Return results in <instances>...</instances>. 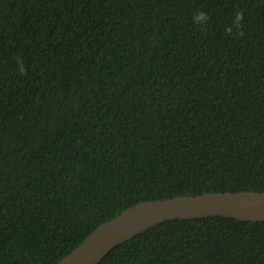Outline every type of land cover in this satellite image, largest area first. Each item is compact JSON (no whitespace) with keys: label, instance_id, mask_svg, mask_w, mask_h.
<instances>
[{"label":"trees","instance_id":"1","mask_svg":"<svg viewBox=\"0 0 264 264\" xmlns=\"http://www.w3.org/2000/svg\"><path fill=\"white\" fill-rule=\"evenodd\" d=\"M239 190H264V0H0V264ZM98 264H264V220L169 219Z\"/></svg>","mask_w":264,"mask_h":264},{"label":"water","instance_id":"2","mask_svg":"<svg viewBox=\"0 0 264 264\" xmlns=\"http://www.w3.org/2000/svg\"><path fill=\"white\" fill-rule=\"evenodd\" d=\"M215 215L264 220V190L207 191L137 202L100 223L57 264H98L115 246L158 223Z\"/></svg>","mask_w":264,"mask_h":264},{"label":"clouds","instance_id":"3","mask_svg":"<svg viewBox=\"0 0 264 264\" xmlns=\"http://www.w3.org/2000/svg\"><path fill=\"white\" fill-rule=\"evenodd\" d=\"M243 18H244V14H243L242 11H238V12L235 13V20H234L233 23H234V26H235L238 30L241 28V24H240V22L243 20ZM207 19H208V16H207L206 13H200V14H197V15L194 16V18H193L194 23H197V24H199V22H201V21H207ZM227 32H228L229 34H231L232 29H231V28L227 29ZM239 34H240V35H243L242 32H239Z\"/></svg>","mask_w":264,"mask_h":264}]
</instances>
